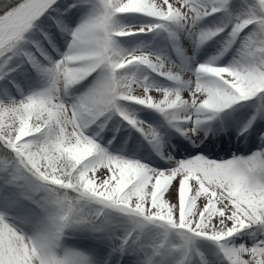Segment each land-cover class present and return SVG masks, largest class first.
I'll list each match as a JSON object with an SVG mask.
<instances>
[{"label": "snow or ice", "instance_id": "1", "mask_svg": "<svg viewBox=\"0 0 264 264\" xmlns=\"http://www.w3.org/2000/svg\"><path fill=\"white\" fill-rule=\"evenodd\" d=\"M0 264H264V0H0Z\"/></svg>", "mask_w": 264, "mask_h": 264}, {"label": "bare ground", "instance_id": "2", "mask_svg": "<svg viewBox=\"0 0 264 264\" xmlns=\"http://www.w3.org/2000/svg\"><path fill=\"white\" fill-rule=\"evenodd\" d=\"M170 2H172V0H170ZM154 96H156L157 98H159V94L158 93H156L155 91H153V93H152ZM185 95H187V93H185ZM255 147H256V145L254 144L253 146H252V148H253V150L255 149ZM99 171V170H98ZM204 201H203V198H201L200 200H198V203H203ZM219 206V205H218Z\"/></svg>", "mask_w": 264, "mask_h": 264}]
</instances>
